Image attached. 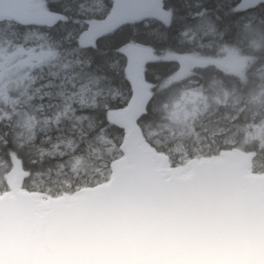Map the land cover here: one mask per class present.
I'll use <instances>...</instances> for the list:
<instances>
[{
	"label": "clouds",
	"instance_id": "clouds-1",
	"mask_svg": "<svg viewBox=\"0 0 264 264\" xmlns=\"http://www.w3.org/2000/svg\"><path fill=\"white\" fill-rule=\"evenodd\" d=\"M46 45L4 41L28 100L0 97V264H264V16L223 77L191 61L162 74L123 134L75 116L115 97H83L80 63Z\"/></svg>",
	"mask_w": 264,
	"mask_h": 264
},
{
	"label": "snow or ice",
	"instance_id": "snow-or-ice-1",
	"mask_svg": "<svg viewBox=\"0 0 264 264\" xmlns=\"http://www.w3.org/2000/svg\"><path fill=\"white\" fill-rule=\"evenodd\" d=\"M254 14L264 16V0H95L93 8L79 10L71 0H0V97L28 100L19 65L4 63V41L22 57L41 50L15 46L47 41L42 55L71 53L80 63L75 71L83 97H115L106 108L75 116L113 133L131 132L158 104L154 85L162 74L191 61L210 63L201 75L223 77L240 63L244 21Z\"/></svg>",
	"mask_w": 264,
	"mask_h": 264
}]
</instances>
